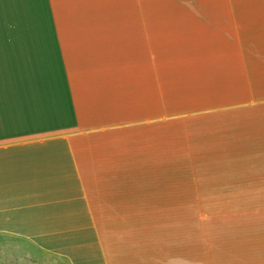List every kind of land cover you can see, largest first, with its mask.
Returning a JSON list of instances; mask_svg holds the SVG:
<instances>
[{"label":"crops","instance_id":"1","mask_svg":"<svg viewBox=\"0 0 264 264\" xmlns=\"http://www.w3.org/2000/svg\"><path fill=\"white\" fill-rule=\"evenodd\" d=\"M0 264H264V0H0Z\"/></svg>","mask_w":264,"mask_h":264}]
</instances>
